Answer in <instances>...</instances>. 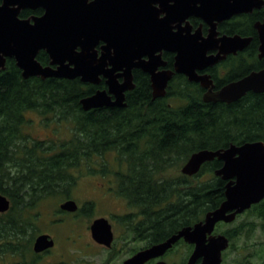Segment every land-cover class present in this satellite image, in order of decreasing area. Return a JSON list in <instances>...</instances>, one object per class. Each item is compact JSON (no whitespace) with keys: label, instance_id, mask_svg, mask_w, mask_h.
<instances>
[{"label":"trees","instance_id":"trees-1","mask_svg":"<svg viewBox=\"0 0 264 264\" xmlns=\"http://www.w3.org/2000/svg\"><path fill=\"white\" fill-rule=\"evenodd\" d=\"M44 53L38 55L43 64L47 62ZM175 80L167 95L155 101L142 79L127 94V108L84 111L80 99L104 89V83L25 79L10 62L0 73V192L11 201L10 209L0 213V255L19 256L18 264H39L47 252L33 249L41 219L35 210L61 185H74L69 175L73 169L91 164L94 153L81 150H123L119 154L128 167L120 169L116 188L135 211L119 219L129 228L132 240L144 242L132 247L130 255L194 225L220 206L226 181L215 171L223 165L221 160L206 162L193 176H172L171 172L198 150L264 141V92L250 91L232 103L206 102L198 83L183 76ZM172 98L178 103L170 104ZM31 110L67 120L73 125V136L49 144L31 137L26 133V114ZM245 213L250 215L248 220L225 224L230 249L243 234L258 228L264 231V200ZM180 245L167 255L171 257ZM185 246L182 262L192 251Z\"/></svg>","mask_w":264,"mask_h":264},{"label":"water","instance_id":"water-1","mask_svg":"<svg viewBox=\"0 0 264 264\" xmlns=\"http://www.w3.org/2000/svg\"><path fill=\"white\" fill-rule=\"evenodd\" d=\"M171 1L174 2L173 5L170 4ZM194 2L3 0L0 5V69L5 68V57L13 56L25 79L79 78L84 83L97 85L104 78L107 85L105 89H98L80 99L84 111L126 107V92L135 87V68H141L151 76L154 99L166 96L168 81L174 72L183 73L190 81L199 82L207 88L203 95L206 102L232 103L249 91L264 92V70L253 72L220 91H214L213 82L208 75L197 73V69L211 65L223 59L227 53L241 48V42L227 37L220 41V53L209 56L207 52L218 45L209 38L188 35L173 41L165 34V25L163 38L158 36V4L167 12V18L174 16L182 21L197 8ZM12 5L18 7H11ZM204 5L201 8L208 9L207 3ZM24 7H41L45 12L42 16L34 17V22L31 23L18 18L20 9ZM166 22L168 24L167 19ZM262 38L261 56L264 55V32ZM98 45L100 48H97ZM163 49L177 52L175 71H159V66L165 65V62L161 60V53L157 52ZM41 50L48 53L49 65L44 66L38 60ZM145 55H149V59H143ZM216 158L223 165L215 174L227 181L225 200L220 206L207 212L204 219L194 225L184 226L164 241L140 249L122 264H146L161 258L182 238L195 244L185 264H222L223 252L229 248L230 239L225 234L212 233L217 223L235 221L239 214L264 199V141L231 144L216 150H198L192 153L181 171L187 176H193L203 164ZM10 207V199L0 192V213L7 212ZM60 209L73 213L78 211L79 204L74 199H68L62 202ZM90 230L96 242L112 247L114 232L109 219L96 218L90 225ZM54 245L51 235L42 233L35 238L33 249L35 253H42ZM155 264L170 263L161 259Z\"/></svg>","mask_w":264,"mask_h":264},{"label":"flooded vegetation","instance_id":"flooded-vegetation-1","mask_svg":"<svg viewBox=\"0 0 264 264\" xmlns=\"http://www.w3.org/2000/svg\"><path fill=\"white\" fill-rule=\"evenodd\" d=\"M194 1H195L194 3L197 6V8L193 9L192 13H190L188 17H186L182 21H180L178 17H174V16L171 18H167L168 17L167 12H165L162 9L161 5L158 4V28H157L158 36L163 38L164 25H165L167 26L166 27L167 31L165 32V34L169 36V38H171L173 41H178L180 39V36H188V35L196 36L199 38H202V37L209 38L210 40L218 43V45H214V47H212V49H210L207 52L209 56H217L218 53H220V50H221L220 41L227 37L232 38L235 41L237 40L238 42H241L242 43L241 48H238L235 51H231L227 53L223 59H220L219 61L211 65H207L206 67L202 69H197V73L199 75L209 76V79L212 80L213 82L214 91H220L225 86L233 82H237L243 79L244 77L250 75L253 72H259V71L264 70V55L261 56V45L263 41L262 34L264 32V0H194ZM202 1L204 2L202 3ZM204 3H207V7L209 6L208 9H202L205 6ZM2 4H3V0H0V5ZM170 4L173 5L174 2L171 1ZM11 7L17 8L18 5H12ZM44 12L45 10L41 7L36 8V9H33L31 7H24L20 9L18 18L20 20H29L31 23H33L34 17L42 16ZM164 19L168 20V24L167 22L165 23ZM97 48H100V45H98ZM41 52H45L43 55H47V60H46L47 62L44 64L41 61L40 62L44 66L49 65L50 57L48 53L45 50H41L39 54ZM157 53H161V57H162L161 60L162 62L163 61L165 62V65L159 66V71H162V70L175 71L177 52L163 49V51L157 52ZM221 55H223V53H221ZM143 59H149V55L143 56ZM10 62H13L17 66V68L21 71V75H22V70L18 67L17 60L13 56L5 57V68L0 69V73L6 70L7 65ZM178 76H183V78L190 81L187 75L183 73L174 72L171 79L168 81L167 93H168L169 87L172 84H174V82L176 81L175 79H178ZM142 79L146 80L149 84V87L151 88L152 101L159 99V98H156V99L153 98V87H152L151 76L147 72H145L143 69L135 68L133 70V82L135 84V87L137 85V81L142 80ZM120 81H123V78H120ZM190 82H194V81H190ZM102 83L105 84V88H106L107 85H106L104 78L102 79L100 84ZM195 83H198L203 88L204 90L203 95H204V93L207 91V88H204L199 82H195ZM135 87L126 92V98H127V94L133 91ZM175 102L176 100L172 98L170 104H175ZM127 106H128V101H127ZM127 106L124 108H127ZM104 109L114 110V109H122V108L121 107H103V108H97L96 110H104ZM81 151H92L94 155L92 156L91 164L83 163L80 166V167H83L82 170H86V175L82 176L83 173L81 174V169H78V171L80 170L81 176L79 178L77 177L76 178L80 179L82 177L81 179L86 178L88 180H95L93 184H95V188H97L99 197L111 198V199H117V200L119 199L121 200L123 198V201L126 202L124 197L118 195L117 188H116L117 183H118V176L120 174V169L122 167L123 168L128 167V163L124 161L121 155L119 154L120 151H123V150H81ZM75 171L76 170L74 169V171H71L69 173V175L72 176L71 178L74 179V185H72V187H74L76 184V178L74 176ZM61 186L59 189H57V191L54 194L58 192L61 193L62 190H66V194L68 195L64 201L68 199H72V198H68L71 196L68 192H69V189H71L72 187L66 188V187H61ZM105 187L106 189H104ZM93 202L94 201L88 202L89 206H94L92 205ZM125 202L123 203L126 205ZM87 208H88L87 206H84L82 208L81 205H79L78 211L73 212V213L69 212V213L77 214L82 211L87 212ZM65 212L67 211H64V213ZM113 214L119 215L118 213H115V212ZM241 214H239L238 216H240ZM225 224H228V223L223 222V221L217 223L215 230L213 231L212 234L213 235L225 234L224 233L225 228H221L223 226L226 227ZM112 228H113V225H112ZM113 232H114V229H113ZM51 237L53 238V236ZM208 237H210V235H208ZM114 240H115V232H114ZM178 242L182 246H185V244L188 245V247L191 246L192 251L190 255L192 254L195 248V244L188 243L183 238L179 240ZM177 243L171 249H173L177 245ZM98 244L103 245L100 243ZM230 244H231V241H230ZM51 249L46 250L44 252H49ZM170 250H168L167 253L163 257L153 259L149 261L148 263L155 264L158 260H161V259L165 260V258H168L167 254ZM190 255L188 256L185 262H182L180 260V262L176 261L174 263L185 264L188 261ZM165 261H167V259ZM174 263H170V264H174ZM197 264H199V262Z\"/></svg>","mask_w":264,"mask_h":264},{"label":"rangeland","instance_id":"rangeland-1","mask_svg":"<svg viewBox=\"0 0 264 264\" xmlns=\"http://www.w3.org/2000/svg\"><path fill=\"white\" fill-rule=\"evenodd\" d=\"M26 118L29 121L26 125V133L35 139L45 141L46 144L68 140L73 136V125L67 120L58 121L59 118L45 116L38 111H28ZM184 164L173 169L171 175L182 174L181 168ZM82 168L75 169V178L81 176L78 169H81L82 176L86 175V170ZM77 178L75 186L69 189L68 193L71 196L69 195L68 198L75 199L82 208L89 206L88 202L92 201L94 206L87 208L88 216L84 215L86 211L79 212L78 215L59 211L60 205L67 198L66 190L50 195L38 205L35 210L40 212L41 217L38 223V235L48 233L55 240V246L43 254L39 264H122L130 256L132 247L144 245L143 241L132 240L129 228L119 219V216L133 212L135 208L130 207L123 198L119 201L99 197L97 188L93 184L95 180ZM114 212L119 215H114ZM102 216L110 219L115 232V240L111 248L99 245L92 238L90 225L96 218ZM249 217L250 215L244 212L235 223L248 220ZM235 243L234 249L228 248L224 251L222 264H264V231L260 228L250 234H243ZM186 248V246H178L172 256L168 255L165 260H169L170 263L180 262L186 255ZM20 260L19 256L0 255V264H18Z\"/></svg>","mask_w":264,"mask_h":264}]
</instances>
